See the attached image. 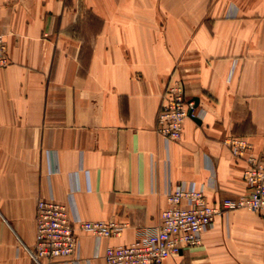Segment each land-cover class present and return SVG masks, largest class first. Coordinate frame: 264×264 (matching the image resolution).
<instances>
[{
  "label": "crops",
  "instance_id": "0c3cea01",
  "mask_svg": "<svg viewBox=\"0 0 264 264\" xmlns=\"http://www.w3.org/2000/svg\"><path fill=\"white\" fill-rule=\"evenodd\" d=\"M0 30V264H36L40 197L125 222L99 249L78 227L80 257L55 261L108 264V245L160 224L169 185L193 180L212 203L248 192L226 140L264 152V0H0ZM177 79L201 122L167 142L158 115ZM162 264H264V213L218 215Z\"/></svg>",
  "mask_w": 264,
  "mask_h": 264
},
{
  "label": "built area",
  "instance_id": "2783aa9c",
  "mask_svg": "<svg viewBox=\"0 0 264 264\" xmlns=\"http://www.w3.org/2000/svg\"><path fill=\"white\" fill-rule=\"evenodd\" d=\"M11 62L5 33L0 30V68ZM201 116L196 102L185 94L184 82H170L158 115L157 131L167 141L182 137L186 118ZM226 142L234 157L246 162L243 178L248 192L237 197H224L212 203L193 180H181L166 189L168 205L162 210L160 224L151 230H140L129 244L108 245L104 257L108 264H162L170 256L199 244L218 215H228L246 208L264 213V152L252 151V143L244 137L231 136ZM72 206V205H71ZM54 198L40 197L35 213V243L27 249L36 264H55L61 257H80L77 228L91 232L99 243L104 237L121 234L126 223L116 220H88L73 208ZM99 254V250L96 251Z\"/></svg>",
  "mask_w": 264,
  "mask_h": 264
},
{
  "label": "water",
  "instance_id": "95a60500",
  "mask_svg": "<svg viewBox=\"0 0 264 264\" xmlns=\"http://www.w3.org/2000/svg\"><path fill=\"white\" fill-rule=\"evenodd\" d=\"M196 105H197V103H196ZM192 118H193L195 121H197L198 123L201 122V119H200V117H198V116H193Z\"/></svg>",
  "mask_w": 264,
  "mask_h": 264
}]
</instances>
